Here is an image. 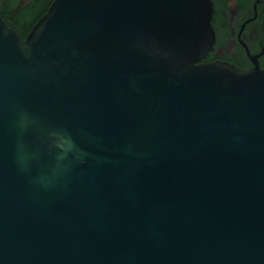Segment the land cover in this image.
<instances>
[{
	"label": "water",
	"instance_id": "95a60500",
	"mask_svg": "<svg viewBox=\"0 0 264 264\" xmlns=\"http://www.w3.org/2000/svg\"><path fill=\"white\" fill-rule=\"evenodd\" d=\"M212 14L0 16V264H264V69L203 62Z\"/></svg>",
	"mask_w": 264,
	"mask_h": 264
},
{
	"label": "flooded vegetation",
	"instance_id": "af4514ba",
	"mask_svg": "<svg viewBox=\"0 0 264 264\" xmlns=\"http://www.w3.org/2000/svg\"><path fill=\"white\" fill-rule=\"evenodd\" d=\"M54 0H0V16L24 39ZM213 48L203 62L264 69V0H211Z\"/></svg>",
	"mask_w": 264,
	"mask_h": 264
}]
</instances>
